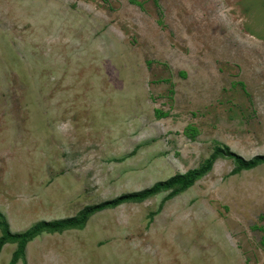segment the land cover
Returning <instances> with one entry per match:
<instances>
[{"label": "rangeland", "instance_id": "374dc122", "mask_svg": "<svg viewBox=\"0 0 264 264\" xmlns=\"http://www.w3.org/2000/svg\"><path fill=\"white\" fill-rule=\"evenodd\" d=\"M264 153V0H0L10 232ZM41 232L13 264H264V163ZM15 243L0 249L7 264Z\"/></svg>", "mask_w": 264, "mask_h": 264}, {"label": "trees", "instance_id": "16d2710c", "mask_svg": "<svg viewBox=\"0 0 264 264\" xmlns=\"http://www.w3.org/2000/svg\"><path fill=\"white\" fill-rule=\"evenodd\" d=\"M216 158H225L231 161L233 168L231 174L252 169L259 163H264V153H255L248 159H243L232 152L225 144H218L201 159L197 166L183 173L174 174L164 180L152 182L149 186L119 194L111 199H106L98 203L82 206L75 215L49 221H34L21 232H10L7 223L0 215V249L6 242L15 243V249L10 254L7 264H13L15 260L23 255L25 242L41 232H58L64 229L79 228L83 224L84 218L93 211L105 208H112L123 203L137 202L150 195H155L161 191H169L167 198L176 195L189 188L194 181L205 174L211 168V162Z\"/></svg>", "mask_w": 264, "mask_h": 264}]
</instances>
